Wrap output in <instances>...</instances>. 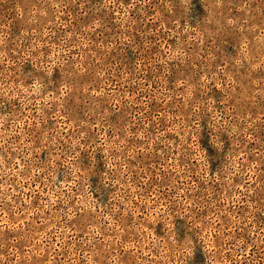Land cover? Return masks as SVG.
<instances>
[{
  "label": "rangeland",
  "instance_id": "rangeland-1",
  "mask_svg": "<svg viewBox=\"0 0 264 264\" xmlns=\"http://www.w3.org/2000/svg\"><path fill=\"white\" fill-rule=\"evenodd\" d=\"M0 264H264V0H0Z\"/></svg>",
  "mask_w": 264,
  "mask_h": 264
}]
</instances>
